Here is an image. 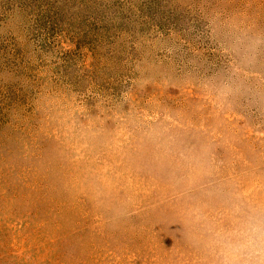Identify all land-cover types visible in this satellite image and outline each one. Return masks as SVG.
Wrapping results in <instances>:
<instances>
[{
	"label": "rangeland",
	"instance_id": "1",
	"mask_svg": "<svg viewBox=\"0 0 264 264\" xmlns=\"http://www.w3.org/2000/svg\"><path fill=\"white\" fill-rule=\"evenodd\" d=\"M0 264H264V0H0Z\"/></svg>",
	"mask_w": 264,
	"mask_h": 264
}]
</instances>
